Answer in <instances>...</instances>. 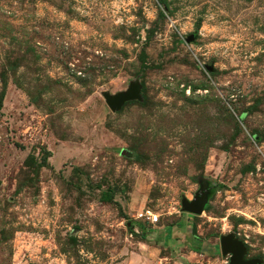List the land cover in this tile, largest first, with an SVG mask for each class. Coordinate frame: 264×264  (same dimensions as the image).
Masks as SVG:
<instances>
[{
	"label": "rangeland",
	"instance_id": "rangeland-1",
	"mask_svg": "<svg viewBox=\"0 0 264 264\" xmlns=\"http://www.w3.org/2000/svg\"><path fill=\"white\" fill-rule=\"evenodd\" d=\"M165 1L0 0V264L264 260V0Z\"/></svg>",
	"mask_w": 264,
	"mask_h": 264
},
{
	"label": "water",
	"instance_id": "water-1",
	"mask_svg": "<svg viewBox=\"0 0 264 264\" xmlns=\"http://www.w3.org/2000/svg\"><path fill=\"white\" fill-rule=\"evenodd\" d=\"M136 97V92L129 91L124 95H106L108 106L112 110L120 109L127 101ZM199 199L195 202H184V210L194 214L202 213V206ZM221 252L224 256H229V264H264L262 258H246L248 247L246 243L236 237L234 233L223 235L220 238Z\"/></svg>",
	"mask_w": 264,
	"mask_h": 264
},
{
	"label": "built area",
	"instance_id": "built-area-1",
	"mask_svg": "<svg viewBox=\"0 0 264 264\" xmlns=\"http://www.w3.org/2000/svg\"><path fill=\"white\" fill-rule=\"evenodd\" d=\"M143 215V216H142ZM141 216L144 217L145 221L151 224H157L160 219V215L153 213L152 211H145Z\"/></svg>",
	"mask_w": 264,
	"mask_h": 264
},
{
	"label": "trees",
	"instance_id": "trees-1",
	"mask_svg": "<svg viewBox=\"0 0 264 264\" xmlns=\"http://www.w3.org/2000/svg\"><path fill=\"white\" fill-rule=\"evenodd\" d=\"M160 2H161L162 4H164V5H167L165 0H160ZM2 102H3V100L0 99V109L2 108ZM47 153H49V152H47ZM46 159H47V158L44 157V160H46ZM145 235H146V234H145Z\"/></svg>",
	"mask_w": 264,
	"mask_h": 264
}]
</instances>
